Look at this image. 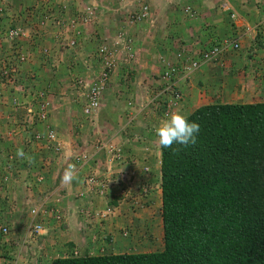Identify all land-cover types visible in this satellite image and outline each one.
<instances>
[{
  "label": "rangeland",
  "instance_id": "1",
  "mask_svg": "<svg viewBox=\"0 0 264 264\" xmlns=\"http://www.w3.org/2000/svg\"><path fill=\"white\" fill-rule=\"evenodd\" d=\"M190 1L0 0V226H8L12 246L27 242V222L41 226L53 208L45 203L63 190L90 213L86 241L114 243L123 253L163 248L153 128L180 111L179 81L198 69L165 74L192 55L179 34L184 18L175 15ZM175 80L179 97L167 91ZM93 87L98 105L85 112ZM158 92L165 101L154 110L148 101ZM117 129L123 149L111 140ZM70 167L76 188L60 183Z\"/></svg>",
  "mask_w": 264,
  "mask_h": 264
},
{
  "label": "trees",
  "instance_id": "2",
  "mask_svg": "<svg viewBox=\"0 0 264 264\" xmlns=\"http://www.w3.org/2000/svg\"><path fill=\"white\" fill-rule=\"evenodd\" d=\"M194 144L160 151L163 248L50 264H264V102L201 105Z\"/></svg>",
  "mask_w": 264,
  "mask_h": 264
},
{
  "label": "crops",
  "instance_id": "3",
  "mask_svg": "<svg viewBox=\"0 0 264 264\" xmlns=\"http://www.w3.org/2000/svg\"><path fill=\"white\" fill-rule=\"evenodd\" d=\"M257 1L192 0L176 11L175 15L184 18L180 19L182 28L179 34L185 41L182 47H186L188 55L207 48L213 41L215 43L227 36L239 37L240 41L237 53L227 54L225 57L223 55L221 62L201 63L187 81L184 82V79L179 81L183 95V100L178 104L180 111L189 108L194 110L201 105L214 102H264V24L261 25L264 22V0L261 3ZM256 24L261 25V28H258L261 37L257 36V31L255 32ZM255 40L262 42H257V45ZM221 64L223 66H220ZM118 132V129L113 132L111 140L121 148L118 143L120 137ZM134 151L139 152L137 148ZM77 182L74 176L70 183L66 184L63 180L60 183L63 187L74 184L76 188ZM64 195H67L66 192L60 190L51 199L52 203H45L46 206L50 205L53 208L49 210L46 219H41L43 229L39 233H28L24 240L26 243L21 240L16 246H12L10 242L5 245V249L10 250L8 254L20 255L19 264H50L52 259L67 257L70 254L77 256L123 253L122 250H116L118 247L114 243L99 245L86 241L90 234L87 225L90 213L88 210L74 207L73 197ZM88 197L87 194L85 199ZM157 224L160 225V221ZM16 248L17 250H14Z\"/></svg>",
  "mask_w": 264,
  "mask_h": 264
},
{
  "label": "built area",
  "instance_id": "4",
  "mask_svg": "<svg viewBox=\"0 0 264 264\" xmlns=\"http://www.w3.org/2000/svg\"><path fill=\"white\" fill-rule=\"evenodd\" d=\"M188 9L189 8L187 7V10ZM239 47H240V44H239L237 38L226 37V38L220 39L217 42H215L214 44L210 45L209 47L204 48V49H199L197 52L193 53L192 56L188 59L189 61L187 62L186 65L181 64L176 69L172 68V69L166 71L165 74H167L168 76L171 77L173 74H175L177 71H179V73H182V75H180L179 77H185L187 72L195 69L201 63L218 60V58L222 57L224 54L229 53L230 51L238 50ZM103 50H104V48L101 49V52ZM105 74H106L105 79H107V73H105ZM179 77H178V80H179ZM178 80L173 81L174 83H170L169 86L167 87L168 88L167 91H169V92L175 91V92H172V96L179 97V95H180V93H178V91L176 92V90H174L175 87L177 86ZM89 93L91 95L88 99L87 105L85 106V112H89L91 109H93L95 106L98 105V100H97V98H98L97 97L98 87L91 88ZM164 101L165 100L160 99L159 92H158L156 94H153L150 98V101H148V102L151 105H155L154 107H152V109L155 110L157 108V106L159 104L163 103ZM169 102H170L169 100L166 101V104H164L163 109L167 108V106L169 105ZM158 109H160V107ZM89 181L91 182V179H89ZM31 215L32 216L38 215V208L37 209L33 208L31 210ZM40 228H41L40 224L35 223L33 221V219L30 220L29 223L27 222V229L29 231V234H33L34 232L38 233ZM8 233H9L8 232V226H6V225L0 226V246H5V245L9 244V241L6 238ZM0 264H19L18 256H16V255L12 256V254H2L0 252Z\"/></svg>",
  "mask_w": 264,
  "mask_h": 264
},
{
  "label": "clouds",
  "instance_id": "5",
  "mask_svg": "<svg viewBox=\"0 0 264 264\" xmlns=\"http://www.w3.org/2000/svg\"><path fill=\"white\" fill-rule=\"evenodd\" d=\"M199 131V124L194 120H190L187 115L180 111L165 114L153 128L154 136L162 150L172 148L173 145L186 146L194 144ZM17 155L24 156V153L18 149ZM73 178L74 170L70 167L64 173L62 180L67 184Z\"/></svg>",
  "mask_w": 264,
  "mask_h": 264
}]
</instances>
